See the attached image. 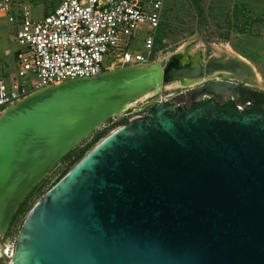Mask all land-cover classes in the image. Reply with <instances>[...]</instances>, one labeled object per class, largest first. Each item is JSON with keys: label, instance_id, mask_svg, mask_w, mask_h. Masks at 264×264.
I'll use <instances>...</instances> for the list:
<instances>
[{"label": "water", "instance_id": "obj_1", "mask_svg": "<svg viewBox=\"0 0 264 264\" xmlns=\"http://www.w3.org/2000/svg\"><path fill=\"white\" fill-rule=\"evenodd\" d=\"M140 65L44 86L0 113L2 237L82 139L164 85L168 70L156 67L152 83ZM219 66L232 78L254 72L234 55ZM146 106L40 197L11 256L0 244V264H264V110L214 100Z\"/></svg>", "mask_w": 264, "mask_h": 264}, {"label": "built area", "instance_id": "obj_2", "mask_svg": "<svg viewBox=\"0 0 264 264\" xmlns=\"http://www.w3.org/2000/svg\"><path fill=\"white\" fill-rule=\"evenodd\" d=\"M164 6L165 0H60L52 12L35 18L27 4L0 0V16L16 25L18 44L14 72L0 78V112L47 85L149 64L153 35L144 38L147 54L130 49L139 25L158 28ZM30 75L34 79L27 83Z\"/></svg>", "mask_w": 264, "mask_h": 264}, {"label": "rangeland", "instance_id": "obj_3", "mask_svg": "<svg viewBox=\"0 0 264 264\" xmlns=\"http://www.w3.org/2000/svg\"><path fill=\"white\" fill-rule=\"evenodd\" d=\"M19 1L28 5L31 15L35 18L52 12L60 2V0ZM15 31L16 25L11 24L6 17L1 15L0 78L14 72L15 51L18 48ZM148 33L155 38L149 66L157 64L160 59L165 58L181 45L197 40L201 41L200 47L194 43L192 48H202L204 58L214 54V47L220 48L228 55L242 56L251 64L261 81V86L247 84L248 87L256 88L264 94V0H165L158 28H152L147 24L139 25L135 30V37L130 50L147 54L144 38ZM106 63L109 64L110 60ZM33 79L34 77L30 75L26 82L31 83ZM199 81L194 85L182 87L171 86L172 81L166 80L163 86H159L160 91L158 89L156 90L158 92H154L146 98L139 96L128 109L98 126L90 136L81 140H84L83 145L90 142L96 133H103L89 147L90 149L104 137L109 129L124 125L125 119L130 121L136 115L146 114L149 107H142L146 102L161 98L166 99V102H172L181 93H186L187 90L192 91V89L201 86L202 82ZM62 159L20 203L18 207L20 212L17 213V209L14 213L3 236V239L8 241L12 249L19 230L35 203L77 163L76 161L71 164L64 172L65 167L68 166V161L63 162Z\"/></svg>", "mask_w": 264, "mask_h": 264}, {"label": "flooded vegetation", "instance_id": "obj_4", "mask_svg": "<svg viewBox=\"0 0 264 264\" xmlns=\"http://www.w3.org/2000/svg\"><path fill=\"white\" fill-rule=\"evenodd\" d=\"M212 57L218 58V61L216 62L217 64L213 62L214 59ZM224 57L225 56L223 55L215 56L214 54H210L207 58H204L206 67L203 69V71L191 77L195 79L196 77L201 79L199 82H202V85L192 89V91L187 90L186 93H181L175 97L176 99L174 98V100L169 103L177 104L179 108H190L196 103L214 100L220 106H225L232 102L237 108L240 109L245 104L252 103L255 106H260L264 110V98L260 101L257 100V96L260 93L258 89L248 87V83L244 80L232 78L227 75H214V72L219 70V65L223 64L229 56H226L225 58ZM208 59H213L210 64L208 63ZM173 73L178 74L175 71L172 72L169 68L168 78L166 79L167 81H171L174 78L175 74ZM212 84H218L219 87H212ZM240 104H242V106H240Z\"/></svg>", "mask_w": 264, "mask_h": 264}, {"label": "bare ground", "instance_id": "obj_5", "mask_svg": "<svg viewBox=\"0 0 264 264\" xmlns=\"http://www.w3.org/2000/svg\"><path fill=\"white\" fill-rule=\"evenodd\" d=\"M192 41V40H191ZM200 42L197 40H193L192 42L186 43L178 47L174 52L170 53L168 56L165 58L160 59L157 64L162 66L163 69L165 68L173 72H177L178 74H175L174 78L171 80L172 84L171 86H186V85H194L197 83L200 79L198 78H191L193 75H196L197 73L203 71V69L206 67V62L204 59V53L203 49L199 48H192V45L196 43L200 47ZM214 55L219 56H230L227 54V52H224L218 47H214ZM240 59L245 60L242 56L240 55H234ZM211 57V56H210ZM224 57V58H225ZM229 58V57H228ZM221 59V58H220ZM209 60V59H208ZM157 64L150 65L143 63L140 66L144 67V69L149 72L150 74V81L153 83L155 81V73H156V67H158ZM133 65V64H132ZM123 67V66H120ZM119 67V68H120ZM118 67L112 68V70H115ZM253 75L249 76L248 78L245 77L244 75H241V78H237L240 80L246 81L248 84L251 85H257L261 86V81L259 75L255 72L253 69ZM230 73L225 70H217L214 72L215 76H221V75H229ZM170 81V80H169ZM159 89V86L145 92L142 94L140 97L146 98L150 95H152L156 90ZM135 100L128 101L125 103L124 109H128L130 106L133 105ZM1 113V112H0ZM0 244H2V250L4 253H6L7 256H11L13 249L9 245L8 241H5L2 237V234L0 233Z\"/></svg>", "mask_w": 264, "mask_h": 264}, {"label": "trees", "instance_id": "obj_6", "mask_svg": "<svg viewBox=\"0 0 264 264\" xmlns=\"http://www.w3.org/2000/svg\"><path fill=\"white\" fill-rule=\"evenodd\" d=\"M264 98L263 92L260 91V93L257 96V100L260 101L261 99ZM129 121L126 119L124 120V124H127ZM103 133H96L93 135L92 139L90 142L84 144V140L79 142L67 155H65L62 159L63 162L68 161V166L65 167L64 172L70 167L71 164L75 163L76 161L78 162L79 160L82 159V157L85 155L86 151L89 149V147L97 141ZM20 212V209H18L17 213Z\"/></svg>", "mask_w": 264, "mask_h": 264}]
</instances>
